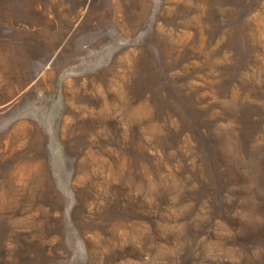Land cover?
<instances>
[{
    "label": "rangeland",
    "instance_id": "obj_1",
    "mask_svg": "<svg viewBox=\"0 0 264 264\" xmlns=\"http://www.w3.org/2000/svg\"><path fill=\"white\" fill-rule=\"evenodd\" d=\"M0 264H264V0H0Z\"/></svg>",
    "mask_w": 264,
    "mask_h": 264
},
{
    "label": "bare ground",
    "instance_id": "obj_2",
    "mask_svg": "<svg viewBox=\"0 0 264 264\" xmlns=\"http://www.w3.org/2000/svg\"><path fill=\"white\" fill-rule=\"evenodd\" d=\"M22 133H23V132H22ZM34 143H35V141H34ZM36 144H37V143H36ZM33 151H34V150H33ZM30 169H31V168H30ZM35 170H36V169H35ZM40 170H42V169H40ZM39 172H40V171H39ZM42 172H43V171H42ZM36 173H37V172H36ZM43 174H44V173H43ZM43 174H42V175H43ZM42 175H41V176H42ZM38 176H39V174L36 175V177H38ZM42 177H43V176H42ZM33 178H34V175H33ZM35 181H36V179H35ZM34 183H35V182H34ZM44 184H45V183H44ZM47 186H48V184H47ZM46 189H47V188H46Z\"/></svg>",
    "mask_w": 264,
    "mask_h": 264
}]
</instances>
